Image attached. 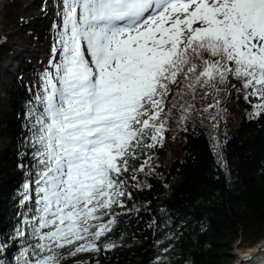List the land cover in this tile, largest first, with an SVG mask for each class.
I'll list each match as a JSON object with an SVG mask.
<instances>
[{
  "label": "snow or ice",
  "instance_id": "obj_1",
  "mask_svg": "<svg viewBox=\"0 0 264 264\" xmlns=\"http://www.w3.org/2000/svg\"><path fill=\"white\" fill-rule=\"evenodd\" d=\"M54 8L51 55L26 104L31 162L19 165L26 179L0 232V264H66L116 247V209L147 159L137 162L151 159L174 114L186 124L200 111L198 97H212L201 112L212 120L229 86L252 118L264 114V0H55Z\"/></svg>",
  "mask_w": 264,
  "mask_h": 264
},
{
  "label": "trees",
  "instance_id": "obj_2",
  "mask_svg": "<svg viewBox=\"0 0 264 264\" xmlns=\"http://www.w3.org/2000/svg\"><path fill=\"white\" fill-rule=\"evenodd\" d=\"M54 21V16L23 17L19 23L28 31L24 46L46 42ZM26 57L15 71L1 115L0 232L11 226L26 179L19 165L31 162L25 155V113L36 90L27 75H39L43 69L38 56L30 62ZM220 101L209 110L220 113L216 120L209 113L201 114L214 103L212 97L197 98L200 111L186 124L174 114L163 140L148 150L151 159L145 156L137 162L139 167L147 159L137 181H129L131 198H125L124 208L116 209L119 220L109 234L116 247L77 254L66 264H157V257H163L160 264H221L239 237L251 245L264 239V114L252 118L253 107L230 86Z\"/></svg>",
  "mask_w": 264,
  "mask_h": 264
},
{
  "label": "rangeland",
  "instance_id": "obj_3",
  "mask_svg": "<svg viewBox=\"0 0 264 264\" xmlns=\"http://www.w3.org/2000/svg\"><path fill=\"white\" fill-rule=\"evenodd\" d=\"M54 1L55 0H7L6 17L4 18L6 20H4L1 25L3 28L0 34V123L4 104L7 103L8 90L13 84L14 74L18 66L26 56L27 60L30 62V58L34 55L40 58L38 66L41 69L47 67V62L51 55L53 37L55 35L54 30L51 28V31L47 32L45 38L47 40L46 42H38L33 44L30 48H27L23 43V39L26 38L28 34L27 27L20 25L19 21L23 17H28L31 14L40 18L43 15L49 18L55 17L54 5L46 4V2L52 3ZM10 47H12V49ZM28 75L27 78L29 82L35 85L39 75L37 73H29ZM1 127L2 125L0 124V128ZM3 146L4 142L0 140V150ZM251 244L252 242L248 241V239L239 237L232 244L231 249L226 250L221 264H232L235 260L236 255L234 252H236L237 248H245L251 246Z\"/></svg>",
  "mask_w": 264,
  "mask_h": 264
},
{
  "label": "bare ground",
  "instance_id": "obj_4",
  "mask_svg": "<svg viewBox=\"0 0 264 264\" xmlns=\"http://www.w3.org/2000/svg\"><path fill=\"white\" fill-rule=\"evenodd\" d=\"M6 3L7 0H0V34H1V30H2V23L5 17H6ZM4 31V30H3ZM40 52V51H39ZM261 249H264V239H262L260 242L253 244L251 246H247V247H239L237 248L235 253V260L232 264H243L244 261L246 259H248L249 257H257L258 255H260Z\"/></svg>",
  "mask_w": 264,
  "mask_h": 264
},
{
  "label": "water",
  "instance_id": "obj_5",
  "mask_svg": "<svg viewBox=\"0 0 264 264\" xmlns=\"http://www.w3.org/2000/svg\"><path fill=\"white\" fill-rule=\"evenodd\" d=\"M252 258H253V257H252ZM243 264H248V259H246V260L244 261Z\"/></svg>",
  "mask_w": 264,
  "mask_h": 264
}]
</instances>
